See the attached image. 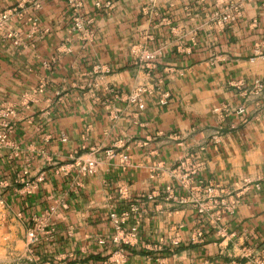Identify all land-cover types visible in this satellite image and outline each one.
<instances>
[{
	"label": "crops",
	"instance_id": "obj_1",
	"mask_svg": "<svg viewBox=\"0 0 264 264\" xmlns=\"http://www.w3.org/2000/svg\"><path fill=\"white\" fill-rule=\"evenodd\" d=\"M233 1L41 0L37 32L22 21L18 38L0 40V132L11 128L0 145V246L26 251L37 220L44 233L30 249L32 264L261 261L264 93L250 92L264 85L263 0H243L240 15L217 26L213 15ZM19 5L27 20L26 0H0V13ZM134 51L155 53L151 73L135 65ZM157 83L142 112L125 102L136 86ZM159 91L170 95L165 107ZM6 110L15 115L2 118ZM108 151L128 156L129 166ZM187 158L195 183L239 198L232 216L217 221L165 201L169 187L189 196L173 178ZM89 161L95 172L84 177ZM37 179L30 193L21 184ZM123 214L125 231L139 225L121 261L111 239ZM196 229L204 230L199 245L190 243ZM174 238L179 246L167 249Z\"/></svg>",
	"mask_w": 264,
	"mask_h": 264
},
{
	"label": "built area",
	"instance_id": "obj_2",
	"mask_svg": "<svg viewBox=\"0 0 264 264\" xmlns=\"http://www.w3.org/2000/svg\"><path fill=\"white\" fill-rule=\"evenodd\" d=\"M202 2V0H198ZM243 0H234L229 8L223 13L214 14L212 20L217 26L222 27L224 24L229 23L240 15ZM25 2V1H24ZM23 2V3H24ZM27 4L30 6V16L25 20L26 8L22 5L12 7L6 11L0 13V40L9 41L18 38L17 33L14 31V26L21 24L22 21L30 26L32 32H37V24L34 20V13L39 11L41 6V0H26ZM71 6L76 10L79 5L72 3ZM106 8H110L109 3L105 4ZM264 10V0L262 4ZM74 27L77 31H84V25L80 18L75 16ZM135 65L143 71L151 73L155 69V53H150L146 51L133 52ZM260 58L264 59V55H260ZM157 87L153 89L147 86H136L131 93L125 96L124 100L131 106H135L139 112L144 110V99L145 97L152 96L155 90L158 91L159 83L156 84ZM38 94L42 93V88L37 91ZM264 93V85L256 81L254 82L250 94L254 97H260ZM159 106L165 107L168 104L170 95L167 92L159 91ZM244 109L240 108L236 111V115H243ZM15 115L13 110H6L2 115L4 119H10ZM11 131L10 126L4 125L3 130L0 132V145H6V140L9 132ZM106 157L108 159H114L118 157L119 163L123 167L129 166V157L126 155H116L113 151L106 152ZM191 158H187L182 163H180L176 169L173 171V178L179 184V188L183 191L188 192L189 196H177L173 188L169 187L165 189V201L177 207L192 206L197 214L201 217H206L208 215H215L216 220L219 221L222 216H232L235 210L239 206V198L232 196L231 194H226L224 190H220L213 185L204 186L202 182L195 183L193 180L196 174V168L190 164ZM81 172L84 177L92 176L95 172V162L89 161L85 166L81 167ZM40 179L35 182H28L22 180L24 188L28 193L36 189ZM121 196L124 194L122 192ZM131 214L138 213L136 207L130 208ZM51 213H47L46 217ZM129 217V214H123L119 218H114L112 221V227L114 231V236L111 239V244L118 248L114 257L120 258L122 261L125 257V249L132 248L137 244L138 241V225L136 222L129 230L125 231L123 226ZM35 227L30 230L26 235V244L29 249L35 247L39 242V235L44 233L43 228L37 220H34ZM204 230L196 229L190 237V243L193 245H199L203 242ZM180 241L174 238L167 245V249H175L179 246ZM99 245H105L103 240L99 241ZM252 254H246L248 259L252 258ZM261 261L251 260V264H264V251L260 255ZM120 262L119 260H114V263Z\"/></svg>",
	"mask_w": 264,
	"mask_h": 264
},
{
	"label": "rangeland",
	"instance_id": "obj_3",
	"mask_svg": "<svg viewBox=\"0 0 264 264\" xmlns=\"http://www.w3.org/2000/svg\"><path fill=\"white\" fill-rule=\"evenodd\" d=\"M25 249L23 252L15 247L0 246V264H32L30 249Z\"/></svg>",
	"mask_w": 264,
	"mask_h": 264
}]
</instances>
